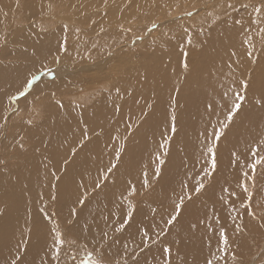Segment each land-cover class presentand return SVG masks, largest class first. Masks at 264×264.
Segmentation results:
<instances>
[{
  "label": "bare ground",
  "instance_id": "bare-ground-1",
  "mask_svg": "<svg viewBox=\"0 0 264 264\" xmlns=\"http://www.w3.org/2000/svg\"><path fill=\"white\" fill-rule=\"evenodd\" d=\"M0 264H264V0H0Z\"/></svg>",
  "mask_w": 264,
  "mask_h": 264
}]
</instances>
